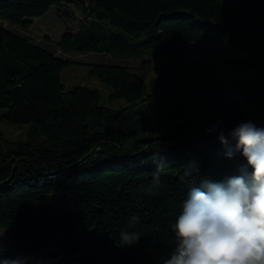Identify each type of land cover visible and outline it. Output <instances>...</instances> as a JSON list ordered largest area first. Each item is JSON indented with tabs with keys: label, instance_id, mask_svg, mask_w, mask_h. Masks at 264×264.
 <instances>
[{
	"label": "trees",
	"instance_id": "trees-1",
	"mask_svg": "<svg viewBox=\"0 0 264 264\" xmlns=\"http://www.w3.org/2000/svg\"><path fill=\"white\" fill-rule=\"evenodd\" d=\"M52 6H73L83 15L58 40L67 53L182 60L185 45L215 38L236 50L254 49L238 64L260 75L230 86L205 70L166 68L149 87L126 64L89 62V74L111 88L108 100L126 102L112 107L97 88L66 89L61 72L78 61L22 33ZM243 105L258 114L249 117ZM0 109L9 122L27 126L24 139L0 129V227L22 245L16 253L0 238L4 259L118 264L90 240L97 224L118 244L121 230L139 231L136 244L120 245L163 264L174 245L169 226L189 190L240 175L242 154L227 158L219 133L246 121L264 128V0H0ZM157 158L165 166L157 195L150 196L145 189ZM189 162L198 172L181 183ZM50 194L56 195L46 204ZM137 213L140 222L129 228Z\"/></svg>",
	"mask_w": 264,
	"mask_h": 264
},
{
	"label": "clouds",
	"instance_id": "clouds-1",
	"mask_svg": "<svg viewBox=\"0 0 264 264\" xmlns=\"http://www.w3.org/2000/svg\"><path fill=\"white\" fill-rule=\"evenodd\" d=\"M206 131H215V126ZM218 139L226 148L227 158L241 152L245 162L237 167L240 175L222 182L205 180L201 187L189 190L175 222L169 226L174 245L163 264H264V128L251 121L241 122L227 135L221 131ZM231 141H235L234 149ZM153 163L156 170L145 189L150 196L157 195L165 166L158 158ZM181 169V183L198 172L194 162ZM140 219L138 213L132 215L128 227ZM119 237L121 245L131 246L142 234L121 230ZM0 264L22 261L4 259L0 254Z\"/></svg>",
	"mask_w": 264,
	"mask_h": 264
},
{
	"label": "rangeland",
	"instance_id": "rangeland-1",
	"mask_svg": "<svg viewBox=\"0 0 264 264\" xmlns=\"http://www.w3.org/2000/svg\"><path fill=\"white\" fill-rule=\"evenodd\" d=\"M73 11L72 18L66 17V9ZM65 10V11H64ZM83 18V15L73 6H65L58 9L52 6L50 10L42 17L33 19L31 28L28 31H22L32 41L47 45L55 54L78 61L71 63L61 72V79L66 89L77 84H85L99 89L103 101L112 107H119L126 102L121 100L109 101L108 94L111 88L101 81L98 77L89 74V62H113L128 65L131 69L137 71L151 87L159 78L163 69H200L205 70L228 85L235 82L246 83L259 77L260 72L251 69H245L238 64L240 60L251 58L254 55V49L236 50L224 45L215 38H210L202 42H192L184 46V58L182 60L171 59L164 56H144V57H121L103 53H67L58 48V40L68 29H76L77 23ZM8 25L7 22H4ZM18 30V28L13 27ZM240 99V96H236ZM243 101L241 100V103ZM243 108L249 117L258 113L247 105ZM4 110L0 109V129L13 139H24L27 129L26 125H19L9 122L3 116ZM212 181V180H211ZM56 194H50L46 204L52 200ZM0 238L5 239L9 247L16 253L22 252V245L15 239L14 233L7 227H0Z\"/></svg>",
	"mask_w": 264,
	"mask_h": 264
},
{
	"label": "water",
	"instance_id": "water-1",
	"mask_svg": "<svg viewBox=\"0 0 264 264\" xmlns=\"http://www.w3.org/2000/svg\"><path fill=\"white\" fill-rule=\"evenodd\" d=\"M89 238L110 252L118 264H151L149 261L138 259L128 249L118 244L110 231L99 229L97 224L89 229Z\"/></svg>",
	"mask_w": 264,
	"mask_h": 264
}]
</instances>
